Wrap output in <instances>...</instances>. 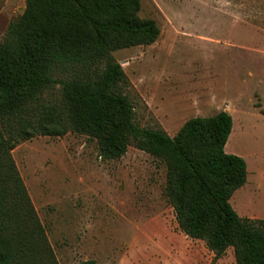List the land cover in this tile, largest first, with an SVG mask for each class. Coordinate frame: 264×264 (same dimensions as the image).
Segmentation results:
<instances>
[{
    "label": "rangeland",
    "instance_id": "374dc122",
    "mask_svg": "<svg viewBox=\"0 0 264 264\" xmlns=\"http://www.w3.org/2000/svg\"><path fill=\"white\" fill-rule=\"evenodd\" d=\"M219 1L142 0L140 16L154 19L161 36L114 56L131 82L139 126L174 137L189 119L232 115L226 152L246 160L248 180L230 202L239 216L264 220L263 59L248 49L263 36L232 21L239 7ZM25 8L26 0H0V44ZM60 98L57 86L43 102ZM12 155L46 239L23 264H236L233 248L217 259L180 230L159 158L130 146L104 159L96 139L76 133L37 136Z\"/></svg>",
    "mask_w": 264,
    "mask_h": 264
},
{
    "label": "trees",
    "instance_id": "16d2710c",
    "mask_svg": "<svg viewBox=\"0 0 264 264\" xmlns=\"http://www.w3.org/2000/svg\"><path fill=\"white\" fill-rule=\"evenodd\" d=\"M141 8L142 0H26L10 24L0 44V264H23L46 245L12 151L68 133L96 139L104 159L130 146L161 159L180 230L217 259L233 248L236 264H264V220L239 216L230 202L248 180L246 160L226 152L232 115L189 119L174 137L136 123L131 82L114 53L159 40ZM57 86L60 101L45 104Z\"/></svg>",
    "mask_w": 264,
    "mask_h": 264
},
{
    "label": "crops",
    "instance_id": "0c3cea01",
    "mask_svg": "<svg viewBox=\"0 0 264 264\" xmlns=\"http://www.w3.org/2000/svg\"><path fill=\"white\" fill-rule=\"evenodd\" d=\"M219 2L225 5L237 6L240 9L245 8L231 13L232 21L239 23H250L249 27L263 36V43L260 46H254L253 48L248 49L249 52L254 53L255 55L262 56L263 72L262 79L260 80V85L264 87V0H225ZM251 77H254V74H252ZM256 77L261 78V75L257 74Z\"/></svg>",
    "mask_w": 264,
    "mask_h": 264
}]
</instances>
